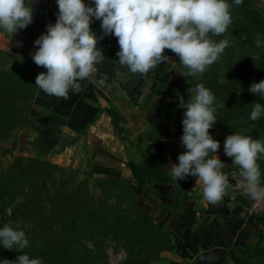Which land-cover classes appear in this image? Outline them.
Wrapping results in <instances>:
<instances>
[{
	"label": "rangeland",
	"instance_id": "rangeland-1",
	"mask_svg": "<svg viewBox=\"0 0 264 264\" xmlns=\"http://www.w3.org/2000/svg\"><path fill=\"white\" fill-rule=\"evenodd\" d=\"M228 3L234 5V0ZM231 13L233 23L224 34H209L215 42L227 38L229 46L199 79L184 77L188 69L165 49L176 77L172 108L175 126L182 125L184 113L177 107V91L187 99V89L203 84L216 100L225 103L217 109V122L209 133L220 142L217 155L228 164L224 169L228 175L239 168L224 154L228 135L239 132L264 143V116L256 122L249 120L252 103L264 105V98L248 91L254 81L264 80V60L260 64L254 60L264 53V47L255 46L257 38L264 42V0H243L242 5L232 7ZM90 28L99 35L101 22L96 20ZM98 47L104 53L119 49L112 35ZM18 62L0 54V228L19 224L28 246L21 253L0 245V261L27 254L30 259L40 258L42 264H169L176 248L173 235L157 230L156 222L146 219V208L137 204L138 186L156 192V175L160 174L152 166L130 162L131 175L110 177L96 174L87 156L56 163L27 155L20 138L25 133L39 67L27 71ZM258 155L260 181H264V155ZM170 181L169 192L181 202L188 196L180 187L183 180L171 177ZM229 182L232 185L230 177ZM20 198L22 202L17 203ZM240 258L242 264H264V243L245 244Z\"/></svg>",
	"mask_w": 264,
	"mask_h": 264
},
{
	"label": "crops",
	"instance_id": "crops-1",
	"mask_svg": "<svg viewBox=\"0 0 264 264\" xmlns=\"http://www.w3.org/2000/svg\"><path fill=\"white\" fill-rule=\"evenodd\" d=\"M33 3L34 22L26 29L13 38L0 29V51L29 65L35 64L34 41L56 22L58 12L56 0ZM16 41L23 46H15ZM117 51L104 53L98 72L81 82V92L69 91L68 99L35 87L20 138L27 155L56 163L87 156L96 174L113 177L131 175L130 162L158 163L164 174L170 163H179L184 150L172 114L174 70L167 61L147 75L133 73L116 62ZM100 79L102 86L94 82ZM190 179L180 184L188 194L181 202L169 192L171 181L155 184L156 192L136 188L139 205L173 235L176 248L169 264H242L245 244L264 243V216L249 215L250 196L231 184L221 201L211 204L203 198L201 183Z\"/></svg>",
	"mask_w": 264,
	"mask_h": 264
},
{
	"label": "clouds",
	"instance_id": "clouds-1",
	"mask_svg": "<svg viewBox=\"0 0 264 264\" xmlns=\"http://www.w3.org/2000/svg\"><path fill=\"white\" fill-rule=\"evenodd\" d=\"M56 22L46 25V32L34 41L36 51L30 53L33 62L46 69L35 78V85L48 95L68 99L69 91L83 90L82 81L91 79L102 64L104 50L98 43L106 36L117 38L119 51L116 62L133 73L147 75L170 56L165 49L178 57L188 69L184 77L203 75L229 46L227 38L215 42L210 38L224 34L233 23L231 9L243 0H56ZM33 0H0V29L12 38L34 22ZM101 22L97 35L90 24ZM15 46L22 47V41ZM257 48L264 42L257 38ZM103 85L105 81H94ZM224 81L221 80L220 83ZM189 97L177 91L178 108L184 109L182 118V147L179 163H170L168 171L175 181L195 177L202 184L203 198L216 204L230 186L228 167L217 155L220 142L209 133L217 122L215 113L225 103L216 100L203 84L187 89ZM264 98V80L253 82L248 89ZM215 102V106H214ZM249 120L256 122L264 116V105L253 102ZM214 155L209 158V154ZM224 154L239 166L241 186L252 200L264 201V187L260 186L261 172L257 164L264 155V143L251 136L234 132L224 140ZM22 202V198L16 201ZM0 245L5 249L23 253L28 246L25 232L19 224L13 228L5 224L0 228ZM0 264H42L40 258L30 259L21 254L15 260L4 259Z\"/></svg>",
	"mask_w": 264,
	"mask_h": 264
},
{
	"label": "trees",
	"instance_id": "trees-1",
	"mask_svg": "<svg viewBox=\"0 0 264 264\" xmlns=\"http://www.w3.org/2000/svg\"><path fill=\"white\" fill-rule=\"evenodd\" d=\"M0 54H4V55H6V56H8V54H6L5 52H2V51H0ZM255 61H256V64H260V62L262 61V60H264V53H263V55L261 56V58H259V59H254ZM21 65H23V68L22 69H24V70H27V71H30V69L33 67V66H37L36 64H33V65H29V64H26V63H21ZM37 67H39V71H40V66H37ZM39 74V73H38ZM34 92V91H33ZM33 94V93H32ZM31 100H32V95H31ZM177 126V129H178V136H179V140H180V137H181V135L183 134V129H182V125L181 124H178V125H176ZM31 161H35V160H31ZM36 162V161H35ZM132 166V169H133V172H136V166L135 165H131ZM149 166H152L154 169H155V171H158V173L160 174V176H162V178H160V176L158 177V175H156L157 176V181L156 182H165L166 180L167 181H170L171 180V177H170V174H164L163 173V171L161 170V168H160V165L158 164V163H145V165H144V167H149ZM152 170V169H151ZM110 177H113V176H110ZM262 184H264V181H260ZM137 204H138V206H139V203L137 202ZM147 212H146V216H147V220H150V221H152V222H156V226H157V230H161V229H163L168 235H169V231L163 226V224H162V221L158 218V217H156V215L154 214V213H152V211L151 210H149V209H145ZM155 217V218H154ZM155 220V221H154ZM138 259V258H137Z\"/></svg>",
	"mask_w": 264,
	"mask_h": 264
},
{
	"label": "built area",
	"instance_id": "built-area-1",
	"mask_svg": "<svg viewBox=\"0 0 264 264\" xmlns=\"http://www.w3.org/2000/svg\"><path fill=\"white\" fill-rule=\"evenodd\" d=\"M239 173H240V169L239 168L238 169H232L229 172V177L231 179L232 187L234 189L240 191V192H246L244 190V188L240 184V181H241L242 178L240 177ZM260 186L264 187V184H262L260 182ZM248 213L251 216H256V217L264 216V201L257 202V201H254V200L251 199L249 207H248Z\"/></svg>",
	"mask_w": 264,
	"mask_h": 264
}]
</instances>
